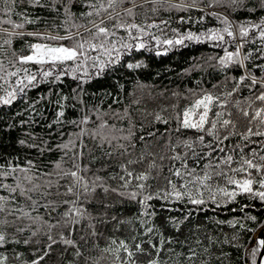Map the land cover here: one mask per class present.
I'll return each instance as SVG.
<instances>
[{
    "label": "snow or ice",
    "instance_id": "obj_1",
    "mask_svg": "<svg viewBox=\"0 0 264 264\" xmlns=\"http://www.w3.org/2000/svg\"><path fill=\"white\" fill-rule=\"evenodd\" d=\"M203 2L0 0V264L53 252L55 264H233L232 250L264 264V0ZM192 9L220 27L181 32L159 17ZM188 42L214 54L181 75L214 82L166 95L137 80L123 104L120 77L147 67L137 54ZM38 104L55 105L47 139ZM206 221L236 231L202 232Z\"/></svg>",
    "mask_w": 264,
    "mask_h": 264
},
{
    "label": "trees",
    "instance_id": "obj_2",
    "mask_svg": "<svg viewBox=\"0 0 264 264\" xmlns=\"http://www.w3.org/2000/svg\"><path fill=\"white\" fill-rule=\"evenodd\" d=\"M207 4V0H204L203 3H201L199 6L201 8L205 7ZM19 10V8H18ZM219 11H223V9H218ZM38 15L43 16V13H38ZM188 18L190 17V21L188 23L181 24L179 23L180 17ZM202 16V13L200 11H197L195 9L190 10L189 12H165L161 11L159 13V17L163 19H168L171 17V28H177L181 32L186 31H193V32H203L207 30L210 27H220V24L218 21L214 20L212 17L208 16L204 18L203 23H196V21ZM240 17L243 18V13H238L233 18ZM15 19V17H13ZM159 22V19L157 20ZM43 23L41 25H35V26H27L28 30H33L37 27H43ZM155 31V30H154ZM167 35L171 36L172 33L170 29L167 32ZM214 54V49L209 44H195L188 42V47H179L174 49L173 51L169 52L165 56H155L152 52H144L137 54V58L139 60H143L147 67L140 69L134 73H129L127 76H121V83L125 86V91L122 93H119L121 98L123 99V104L127 105L134 97L129 95V93L136 91V95H140L139 90L136 89V81L139 80L142 83L152 85L153 93L159 92L161 90H164L165 87L169 90L166 92V95H170V91L173 89H180L183 88L185 85L191 87L193 86L190 81H193L197 77L203 75L204 79L209 82H214V77L212 75H209L207 73H200V72H193L191 76L187 75H181V73L186 68H190L192 65L197 63H203V58ZM195 58V59H193ZM123 71V70H122ZM205 86L210 87L211 84L207 83ZM69 89L66 86L65 91L67 92ZM111 91V89H109ZM31 95V94H30ZM159 102H164L158 98ZM92 102L94 104H103L107 105L110 103V98L106 96H96L92 98ZM153 103L155 102H147L146 106L149 110L152 109ZM166 103V102H165ZM21 109L24 107V105L20 106ZM38 108H41V110L44 113V117H46V120H41L40 116H36L35 118L40 121L38 125L34 127V131L39 136H44L46 139L48 138L47 132L48 130L45 129L42 125L44 123H47L49 120L53 117V112L55 110L54 104H47L43 107H41V104L37 105ZM114 107H121V105H114ZM135 107V106H134ZM27 115V114H26ZM16 119H20V117H16ZM148 119H151V117H148ZM11 122V121H9ZM146 122V121H145ZM158 127H162L160 125H157ZM6 144H11L12 140L9 139L5 141ZM261 208L257 206L254 209V212H260ZM175 214V213H174ZM212 219H227L232 214H229L227 211L220 212L218 215L216 213H208ZM202 223V217H196L191 221V224L193 226L199 225ZM204 223L203 231L210 232L212 235H220L221 237L224 234H231L232 232L236 231V229L228 228L226 225H216L215 223L211 221H206ZM27 235V234H25ZM243 235V233H241ZM244 241L242 240L241 243ZM15 247L17 252L23 253L22 259L28 260L31 258V253L28 251L27 248H25L23 245L19 246H13L9 245V248ZM60 245H56L55 248H59ZM179 249V246H176ZM226 249H230V246L225 245ZM233 251V255L235 257L233 264H243V261L239 259L237 256L235 250ZM11 255V252L8 253ZM56 254L53 252L52 259L49 261V264H55ZM71 259L69 255H66L63 257L64 264H67L68 260ZM43 264V262H42Z\"/></svg>",
    "mask_w": 264,
    "mask_h": 264
}]
</instances>
